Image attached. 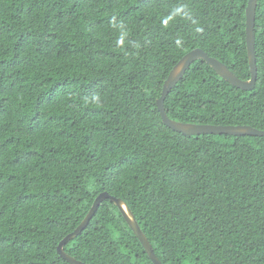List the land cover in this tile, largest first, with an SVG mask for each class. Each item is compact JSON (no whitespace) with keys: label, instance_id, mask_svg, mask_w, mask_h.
Listing matches in <instances>:
<instances>
[{"label":"trees","instance_id":"1","mask_svg":"<svg viewBox=\"0 0 264 264\" xmlns=\"http://www.w3.org/2000/svg\"><path fill=\"white\" fill-rule=\"evenodd\" d=\"M249 0H0V264L58 253L104 191L164 264H264V136H187L157 99L195 48L251 78ZM257 81L196 60L165 99L171 119L264 130V0ZM88 264H154L109 198L64 246Z\"/></svg>","mask_w":264,"mask_h":264},{"label":"water","instance_id":"2","mask_svg":"<svg viewBox=\"0 0 264 264\" xmlns=\"http://www.w3.org/2000/svg\"><path fill=\"white\" fill-rule=\"evenodd\" d=\"M258 0H249L246 8V43L248 60L251 71V78L243 80L231 71V69L225 63L221 62L217 58L211 57L207 52L201 48H195L185 54L179 62L171 70L169 76L163 84L161 96L157 99L158 110L161 114L163 122L172 130L180 132L187 136L200 135V134H230V135H258L264 136V130L253 128L249 125H214V124H195V123H184L171 119L166 111L165 99L171 89L182 79L187 69L196 60L206 61L215 72L223 79L228 81L235 87L243 90H252L257 81V58H256V33H255V19H256V8ZM109 198L114 202L122 212L127 223L144 246L147 254L154 264H164L157 254L155 253L153 246L146 234L141 229L133 211L130 209L128 204L121 198L112 196L109 192H101L95 199L93 206L84 220L80 225L65 238H63L58 244L57 250L62 258L68 261L70 264H88L81 260H78L68 254L64 246L67 242L77 237L91 221L92 217L96 213L99 205L102 201Z\"/></svg>","mask_w":264,"mask_h":264}]
</instances>
